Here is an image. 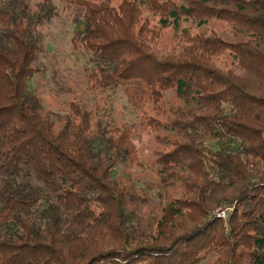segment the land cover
Returning <instances> with one entry per match:
<instances>
[{"label":"trees","instance_id":"16d2710c","mask_svg":"<svg viewBox=\"0 0 264 264\" xmlns=\"http://www.w3.org/2000/svg\"><path fill=\"white\" fill-rule=\"evenodd\" d=\"M70 5L89 90L136 81L155 108L170 91L183 100L167 122H145L167 134L164 181L135 177L138 123L108 126L77 102L47 110L34 80L53 79L42 29L54 6L0 0V264H264V0ZM166 29L171 47L159 45ZM223 207L226 222L213 214Z\"/></svg>","mask_w":264,"mask_h":264},{"label":"rangeland","instance_id":"374dc122","mask_svg":"<svg viewBox=\"0 0 264 264\" xmlns=\"http://www.w3.org/2000/svg\"><path fill=\"white\" fill-rule=\"evenodd\" d=\"M30 1L35 3L42 0ZM50 1L56 15L42 29L46 50L43 62L48 65L47 70L53 74V79L37 77L34 80V84L40 89L45 107L48 111L63 117L67 113L70 103L77 102L88 110L96 118L95 120H101L108 126L116 127L123 123H138L133 141L136 151L134 174L140 183L151 189L158 188L164 180L160 179L157 174L156 153L163 150L160 142L167 134L161 128L147 127L145 122L149 119L159 124L167 122L172 113L182 106L183 100L175 92L170 91L163 95L161 105L160 103L158 105L161 108H155L152 106L147 90L136 81L125 85L124 88L127 91L124 93L118 90H89L82 77L81 62L71 50L70 45V39L74 32L72 20L76 11L70 5L73 0ZM118 1L113 0V3H118ZM209 26L211 29H216L225 40L236 42L245 39L243 35L233 37L224 25L218 22H211ZM192 31L195 32L194 29ZM172 37V29L164 30L159 45L171 47ZM222 59L227 67L233 62L232 57L228 54H224ZM129 97H132L135 103L128 102ZM166 192L167 195L163 194L164 197L171 199L173 195ZM153 194L155 193L153 192ZM163 202L165 204V199ZM165 216L166 220L170 222L171 216L168 210H165ZM214 257L215 255H209L207 260L212 262Z\"/></svg>","mask_w":264,"mask_h":264},{"label":"built area","instance_id":"2783aa9c","mask_svg":"<svg viewBox=\"0 0 264 264\" xmlns=\"http://www.w3.org/2000/svg\"><path fill=\"white\" fill-rule=\"evenodd\" d=\"M232 209L229 207H223L217 209L215 212H213L214 215H216L217 218L221 219L223 222H226V219L228 215L231 213Z\"/></svg>","mask_w":264,"mask_h":264}]
</instances>
